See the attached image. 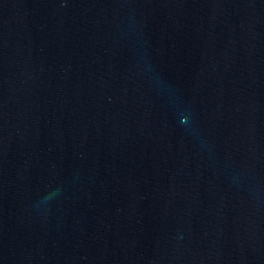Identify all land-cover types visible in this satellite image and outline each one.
<instances>
[{
	"label": "water",
	"instance_id": "water-1",
	"mask_svg": "<svg viewBox=\"0 0 264 264\" xmlns=\"http://www.w3.org/2000/svg\"><path fill=\"white\" fill-rule=\"evenodd\" d=\"M0 264H264V0H0Z\"/></svg>",
	"mask_w": 264,
	"mask_h": 264
}]
</instances>
